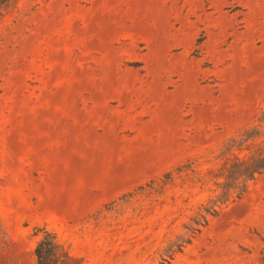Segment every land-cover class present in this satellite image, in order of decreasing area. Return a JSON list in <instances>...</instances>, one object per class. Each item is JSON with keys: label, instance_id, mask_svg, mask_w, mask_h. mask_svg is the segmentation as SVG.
<instances>
[{"label": "rangeland", "instance_id": "374dc122", "mask_svg": "<svg viewBox=\"0 0 264 264\" xmlns=\"http://www.w3.org/2000/svg\"><path fill=\"white\" fill-rule=\"evenodd\" d=\"M263 145L264 0H0V264H264Z\"/></svg>", "mask_w": 264, "mask_h": 264}, {"label": "trees", "instance_id": "16d2710c", "mask_svg": "<svg viewBox=\"0 0 264 264\" xmlns=\"http://www.w3.org/2000/svg\"><path fill=\"white\" fill-rule=\"evenodd\" d=\"M264 171V145L255 154L244 159L235 158L228 167V199L233 191L237 197L245 191L246 185ZM227 200V196L223 201ZM41 238L37 241L33 254L35 264H65L73 259L70 252L55 235L45 229L40 230Z\"/></svg>", "mask_w": 264, "mask_h": 264}]
</instances>
